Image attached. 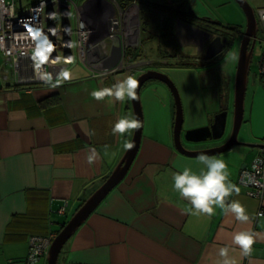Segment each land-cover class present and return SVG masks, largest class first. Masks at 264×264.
Wrapping results in <instances>:
<instances>
[{
	"label": "crops",
	"instance_id": "obj_1",
	"mask_svg": "<svg viewBox=\"0 0 264 264\" xmlns=\"http://www.w3.org/2000/svg\"><path fill=\"white\" fill-rule=\"evenodd\" d=\"M107 1L113 5L112 0ZM155 1H185L186 11L190 2ZM196 1L193 0L191 9ZM219 1L240 16L241 19L235 21L242 30L243 20L234 1ZM132 2L137 4L134 6L136 17L125 9L127 12L115 24V32L122 39L135 29L139 18L142 21L140 0ZM248 2L258 20L260 40L257 42L262 52L264 22L259 20L258 10L264 7V0ZM192 12L198 17L204 15L195 8ZM172 25L178 44L172 50L174 55L164 60L173 65L192 63L190 66L167 65V68H183L176 72L188 74L193 79L186 84L174 75L184 105L182 131L208 124L221 105H225L228 112L223 141L232 123L229 109L233 75L224 71L216 75L213 68L240 35L234 33L232 46L207 62L203 50L211 38L200 31L194 21L184 19ZM123 43L126 47V41ZM160 46L169 50L165 44ZM182 46H189L192 51L178 50ZM260 54L251 76L249 69L242 122L237 134L239 141L258 145L264 142ZM137 56L143 57L141 53ZM123 59V67L106 72L87 64L86 73L73 75L61 87L51 89L40 80H29L30 73L24 72L27 65L14 64L0 51V264H23L30 236L56 234L109 175L123 154L133 130L121 136L113 134L112 127L119 118L133 115L130 100L113 102L106 97L98 102L90 95L93 90L110 87L118 79L145 68V60L141 63L130 62L127 56ZM6 64L11 68L10 73L6 72ZM60 68L64 65L58 70ZM48 71L57 72L53 68ZM155 82L159 85L153 89L161 91L157 99L160 98L158 102L164 109H142L141 143L128 172L68 238L59 253L58 264H219L218 251L224 246L229 247V257L234 264H264V215L257 216V211L264 209V191L260 197H251L237 183L239 171L249 164L260 146L234 145L220 154L208 155L227 164L229 180L240 188L239 195L234 193L228 201L239 200L245 206L249 222L241 223L234 214H225L219 208L212 217L192 214L190 202L174 190L173 174L184 167L198 173L202 166L197 157L184 155L175 148L173 96L172 93L170 96L169 87L159 80ZM92 132L94 134L90 135ZM183 142L191 149L210 145L184 139ZM91 148L97 150L99 158L89 165L87 155ZM60 206L65 207L63 212L57 211ZM242 230L257 234L249 257H243L239 246L232 242L233 235ZM36 264H47L46 254Z\"/></svg>",
	"mask_w": 264,
	"mask_h": 264
},
{
	"label": "water",
	"instance_id": "obj_2",
	"mask_svg": "<svg viewBox=\"0 0 264 264\" xmlns=\"http://www.w3.org/2000/svg\"><path fill=\"white\" fill-rule=\"evenodd\" d=\"M98 2L104 3L113 9V6L107 0H86L83 1L79 7L83 8L82 13L87 15L90 9H93L97 6ZM192 2L193 0H190L189 4L187 5L188 11H192ZM234 2L240 7L245 16V27L238 31V34L240 35V41L234 76L232 124L229 135H227L223 141L221 140L224 135L228 112L225 105H221L220 110L214 114L212 120L208 124L182 131V102L178 89L169 76L166 73L158 70L147 69L136 77V79L139 81V86L136 90L137 99L130 100L133 115L143 123L142 106L140 101L141 87L149 80H159L165 83L166 86L169 87L174 101L175 113L173 121V140L175 148L178 152L190 157H197L201 153L207 155L220 154L231 149L234 145H244L248 147L262 146V144L258 145L241 142L237 138L238 130L242 122L244 96L253 51L256 42L260 39L257 36L259 27L253 7L250 5L248 0H234ZM117 26L118 25H116V27ZM109 27L110 22H108L106 30L100 36L101 38H105L109 34ZM198 29L207 35L208 38H211L206 47V52L204 55L205 60L211 59L221 52L228 50L235 38V34L233 37H231V35L226 37L225 35H221V33L215 34L200 27H198ZM115 37L116 43L111 45L108 56L96 65L98 71L106 72L122 66V37L119 33H116ZM141 134L142 127L138 130H133L132 137L129 142L133 143L134 147L130 150H124L123 154L109 175H107L103 182L94 191H92V193L87 198L84 199L81 205H79L75 212L55 234L46 252L47 264H58L59 253L68 238L87 219L89 214L94 211L98 204L105 198L107 193L124 178L139 150ZM183 139L184 141L190 143L210 145L191 149L184 144Z\"/></svg>",
	"mask_w": 264,
	"mask_h": 264
},
{
	"label": "built area",
	"instance_id": "obj_3",
	"mask_svg": "<svg viewBox=\"0 0 264 264\" xmlns=\"http://www.w3.org/2000/svg\"><path fill=\"white\" fill-rule=\"evenodd\" d=\"M112 3L113 9L98 2L95 8L90 9L89 13L84 15L82 13L83 8L79 7L73 0H33L23 8H19L15 0H3V3L0 4V51L14 64L25 63L24 67L27 65V68L24 69V72L30 73L29 80L38 81L31 60L32 41L27 35L25 25L43 27L56 47L60 43L63 49L62 58L73 56L71 47L66 46L68 43L72 44V29L68 19L71 16L70 10L73 4L76 11L78 56L85 64L96 66L107 57L109 47L116 43L115 34L117 32L115 31L117 29L114 26L120 22L119 19L122 18L123 13L127 12L119 9L116 11L113 0ZM51 13L56 14L54 19L49 18ZM258 18L264 22V7L258 10ZM108 22H110V26L112 25L109 35L101 38L100 36L106 30ZM50 29H54L56 34L52 35ZM58 36L61 38L59 39ZM110 39L114 42L108 43ZM52 56L59 57L56 51L53 52ZM61 64L64 67L66 65L62 62L50 64L47 70L53 68L57 71ZM259 74L264 85V46L259 59ZM237 183L244 188L246 195L251 197L262 196L264 191V142L250 163L239 171ZM64 209V206H60L57 211L63 212ZM262 215H264V209L260 208L257 211V216ZM54 236L55 234L43 237L30 236V246L23 264H32L33 258L36 264L39 258L46 254Z\"/></svg>",
	"mask_w": 264,
	"mask_h": 264
},
{
	"label": "clouds",
	"instance_id": "obj_4",
	"mask_svg": "<svg viewBox=\"0 0 264 264\" xmlns=\"http://www.w3.org/2000/svg\"><path fill=\"white\" fill-rule=\"evenodd\" d=\"M3 0H0V4ZM43 7V5H42ZM55 13L49 14V18H55ZM27 35L32 41L31 60L36 79L42 81L51 89L61 87L65 82L73 78V73L66 67L60 68L53 73L47 70L50 64L64 63L73 64L76 60L74 56L65 58L53 57L56 51V45L48 34L45 33L43 27H35L25 25ZM52 35L56 32L54 29L49 30ZM66 46L72 47L71 43ZM235 58V57H234ZM107 73H105L106 75ZM139 81L133 75H127L122 79H118L116 83L110 87H104L93 90L90 95L96 101H104L106 97L112 98L113 102H124L137 99V88ZM142 127V122L134 115H125L119 118L112 127L113 134L123 136L132 130H138ZM93 135L94 132L89 133ZM125 149L130 150L134 147L133 143L128 142L124 145ZM107 152V146H105ZM99 158V153L95 148H91L87 155V163L92 165ZM197 161L202 166L197 173L190 167H184L182 171L173 174V187L180 196L190 202L192 206V214H204L212 217L215 209L219 208L225 214L232 213L235 219L241 223L249 222V215L245 206L239 200L228 201V198L234 193L239 195L240 188L229 180L227 164L224 160L217 157H210L207 154H199ZM257 234L251 230H242L233 235L232 242L239 246L241 255L249 257L253 251V245L256 242ZM229 247L219 248L218 256L221 258L219 264H234L229 257ZM32 264H35L33 258Z\"/></svg>",
	"mask_w": 264,
	"mask_h": 264
},
{
	"label": "rangeland",
	"instance_id": "obj_5",
	"mask_svg": "<svg viewBox=\"0 0 264 264\" xmlns=\"http://www.w3.org/2000/svg\"><path fill=\"white\" fill-rule=\"evenodd\" d=\"M33 0H16L17 5L23 4V5H27L29 3H31ZM77 5H80L81 2H83V0H73ZM155 1V0H153ZM234 1V0H233ZM234 5H236V7L240 10V14L242 17V22H243V28L245 27V16L242 12V10L240 9V7L233 2ZM195 11H199L201 12V14H204L202 16L199 17H212V18H216L219 20H223V22H235V24L239 23L236 22V18H240V16H238V14L236 12H234V10L230 9L226 4H221V1L219 0H197L195 5L192 6V10ZM71 16L69 17L68 21L69 24L71 26L72 29V34H71V39H72V47H71V51L73 53V56L76 58L75 62L73 64H66V68H68L73 75H80L82 73H86L88 71V67L87 64H85L84 62H82V60L80 59V57L78 56V52H77V33H76V29H77V22H76V11H75V7L72 4L71 7ZM241 19V18H240ZM232 20V21H231ZM239 25V24H238ZM151 29L156 31L157 34V30L153 27H151ZM261 33V27H260V32ZM59 39L61 38L60 36H58ZM239 41L240 38H236L234 45L230 48V50L226 53V55L224 57H221V59H219L217 61V63H215V67L213 68V71H215L216 75L218 74V71L221 72H231V76L233 75V84L232 87L230 89V109H229V114L231 115L232 118V110H233V87H234V76H235V70H236V65H237V57H238V50H239ZM146 45V49L148 54H157L154 50L156 48V44L157 41L155 38H153L152 36L150 37V39H147V41L145 42ZM261 45H259V43L257 42L255 47H254V51H253V56H252V62L250 65V76L253 74V72L256 69V62H257V58L261 52ZM168 47L169 50H166V52L164 53V56L166 54H169L172 52V46H166ZM180 51H192V49L189 46H182L181 48L179 47ZM56 53L58 54L59 57L62 58L63 55V49L60 45V43L58 44V46L56 47ZM235 57V58H234ZM210 67V66H209ZM10 66L9 64H6V72L7 70H9V73L11 72L10 70ZM158 70V69H155ZM173 70L176 72L177 70H184L183 68H176V67H169V68H164V67H160L158 71L167 73V75L169 76V78L173 81L174 85L176 86V82L174 80V75L176 78L180 79L182 82L188 84L193 82V79L188 75V74H183V73H174ZM103 72V71H100ZM140 74L139 71H134V77L136 78L138 75ZM225 79V78H224ZM154 83V84H152ZM159 85L158 82H146L144 84V86H142L141 90H140V100H141V104H142V109H164L162 108L161 102H158V100H160V98L157 99V96L160 95L161 91H157V89H153L154 86ZM158 87V86H157ZM177 88V86H176ZM164 89V88H163ZM169 91V90H168ZM162 93H164L162 91ZM170 96H171V92ZM169 93L167 92V97L169 96ZM181 97V95H180ZM171 101H172V107H174V101H173V97H171ZM182 101V106L184 109V105H183V100L181 98ZM168 107V106H167ZM169 108V107H168ZM232 122V120H231ZM183 124H184V119H183ZM232 124V123H231ZM183 127V125H182ZM184 128V127H183ZM186 130V129H185ZM230 132V131H228ZM227 132V133H228ZM229 135L226 134V136ZM251 161V160H250ZM250 163V162H249Z\"/></svg>",
	"mask_w": 264,
	"mask_h": 264
},
{
	"label": "flooded vegetation",
	"instance_id": "obj_6",
	"mask_svg": "<svg viewBox=\"0 0 264 264\" xmlns=\"http://www.w3.org/2000/svg\"><path fill=\"white\" fill-rule=\"evenodd\" d=\"M189 1H186V3L189 2ZM113 2L115 3L116 11H117V9H119L121 11H124L125 9H128V11H131L130 14H135V17H136V13H135L136 10L134 11V6L137 5V4L133 3L132 0L129 1V2H124V1H121V0H113ZM162 4H164V5H172L173 7H176L178 4H181L183 6V8H185L184 7L185 1L182 2V3H176V2L175 3L174 2L167 3V2L164 1V3L162 2ZM115 16H117V15L115 14ZM159 17H161V19H162L163 15L158 16V19H156L157 22H159ZM184 19L185 18H180V16H178V15L171 16L170 27H169V29L167 28L165 30H163L161 28V25H154L153 24L152 27L155 28L158 31L157 34H156L155 30H153L151 28H148V24L149 23L147 24L146 27L144 26V24L142 26L141 20L139 18L138 19V21H139L138 25L136 24V27L134 26L135 29L133 31H131L130 34H129L130 35V37H129L130 40L129 39L125 40L126 38L122 39V47H123V52L122 53H123V55L127 56L128 58H130L129 59L130 62L133 60V62L134 61H140L141 63H143L144 60H145V62L143 63L145 65V68L142 69L141 71L139 70L140 73L145 71V70H147V69H154V70L158 69L159 70L160 67L167 68L168 67L167 65L171 64V63H167V61L164 60V59H166V58L170 59L174 55V52H171L169 54V56H168V54H166L164 56V50L160 46V44L162 45L164 43L162 42V39L160 38V34L164 33V32L170 34V36L174 40V43L171 44V46H173L172 47V50H173L175 48V46L178 44V42H177V40L175 38V34L173 33L174 30H173L172 22L175 24V23H178L181 20L183 21ZM111 27H112V25L109 27V31H110ZM208 30H212V29L209 28ZM233 35L234 34H232L231 37H233ZM151 36L153 38H155L156 41H157L156 48L152 49V50H154L157 53L156 55L155 54H153V55L152 54H148L147 49H146V45L147 44H145V42L147 41V39H150ZM229 36L230 35H228V36L226 35V37H229ZM108 41H109L108 43H110L113 40L110 39ZM123 41H126V45L127 46L126 45L125 46L127 48L124 47ZM109 45H111V44H109ZM124 48L128 49V50L125 51ZM205 52H206V49L203 50V56L205 55ZM139 53H141V55L143 56L142 58H140L138 56L136 57V55L139 54ZM212 59H210V60L213 61ZM210 60L208 59L206 61L210 62ZM123 64H124V59L122 58V66L121 67H123ZM119 68L120 67L112 69L110 71L117 70ZM150 81H157V80H150ZM163 84L166 85L165 83H163Z\"/></svg>",
	"mask_w": 264,
	"mask_h": 264
},
{
	"label": "trees",
	"instance_id": "obj_7",
	"mask_svg": "<svg viewBox=\"0 0 264 264\" xmlns=\"http://www.w3.org/2000/svg\"><path fill=\"white\" fill-rule=\"evenodd\" d=\"M124 2H129L131 0H121ZM164 1H152V0H140V13H141V24L146 27L148 25H161V28L163 30L169 29L170 27V19L171 16L178 15L180 18H185L191 21H194V24H197L198 27L208 30L209 28L212 30L213 33H221V35H232L240 30V25L235 23H229V22H222L215 19H210L209 17H198L193 14L192 11H186L185 8L181 4H178L176 7H173L172 5H164L162 4ZM166 4V3H165ZM163 15V18L159 17V22H157L156 19H158V16ZM145 32V31H144ZM160 38L162 39V42L165 44V46H171V44L174 43L173 38L170 36V34L164 32L160 34ZM173 47V46H172ZM166 52V50H164ZM192 63L190 62H179L178 64H171L172 66H190ZM64 224V223H63ZM62 224V226H63ZM61 226V227H62ZM60 227V228H61ZM60 230V229H59ZM57 230V232L59 231ZM43 237V236H41Z\"/></svg>",
	"mask_w": 264,
	"mask_h": 264
},
{
	"label": "bare ground",
	"instance_id": "obj_8",
	"mask_svg": "<svg viewBox=\"0 0 264 264\" xmlns=\"http://www.w3.org/2000/svg\"><path fill=\"white\" fill-rule=\"evenodd\" d=\"M129 33V32H128ZM130 34V33H129ZM127 40L129 39V35L126 36Z\"/></svg>",
	"mask_w": 264,
	"mask_h": 264
}]
</instances>
